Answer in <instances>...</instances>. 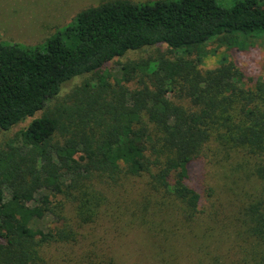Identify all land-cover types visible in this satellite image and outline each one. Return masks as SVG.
Here are the masks:
<instances>
[{
  "label": "trees",
  "instance_id": "1",
  "mask_svg": "<svg viewBox=\"0 0 264 264\" xmlns=\"http://www.w3.org/2000/svg\"><path fill=\"white\" fill-rule=\"evenodd\" d=\"M245 34L264 40V0H109L42 42L0 40V130L31 118L0 145V264H121L87 236L119 206L125 234L152 242L150 264H264V77L164 54L123 65L114 83L100 73L129 51L190 54ZM76 77L70 102H52ZM210 146L242 165L227 219L203 208Z\"/></svg>",
  "mask_w": 264,
  "mask_h": 264
},
{
  "label": "rangeland",
  "instance_id": "2",
  "mask_svg": "<svg viewBox=\"0 0 264 264\" xmlns=\"http://www.w3.org/2000/svg\"><path fill=\"white\" fill-rule=\"evenodd\" d=\"M104 1L109 0H0V40L27 45L42 42L46 38L60 33L72 23L79 11ZM129 1L147 2L152 0ZM237 40V45L229 46L220 39H214L190 54L170 51L166 45L129 51L125 55L114 57L105 63L100 73L109 75V82L114 83L116 78L124 77L123 65L155 59L160 54H164L171 59L181 57L193 60L200 70L213 69L223 63H233L244 72L246 83L252 84L258 77H264V40L257 34L239 35ZM84 77H76L67 82L61 89L57 101L52 102H70L69 92L73 87L79 85L85 79ZM139 79L145 80L146 78L138 71L131 73L130 81L123 83L128 88L134 89L139 86ZM41 114L42 111H39L34 117ZM30 120L31 118H26L7 131L0 130V145L6 138L26 126ZM202 155L201 159L204 161L200 159L202 161L200 182L203 188V208H208L213 203L218 216L227 219L226 215L234 210L241 198L240 195L235 196L234 193L228 191L230 188L228 183L232 175H236V166L239 168L242 165L236 164V158L224 159L223 151L218 147H207ZM191 176H197L195 169L191 171ZM207 192L210 193L208 199ZM56 211H59L58 206ZM125 212L126 209L122 206L112 207L109 212L111 215L104 220L101 219L100 223L90 230L87 236L90 239L99 236L100 243L104 247H106V243L109 245L110 248H105L109 255L114 256L121 264H150L147 259L150 252L152 253V242L147 236L136 231L125 234L126 226H122L125 221L123 218H126ZM60 213L68 223L74 225L72 207L70 208L66 203L63 208H60ZM58 251H56L57 254Z\"/></svg>",
  "mask_w": 264,
  "mask_h": 264
}]
</instances>
